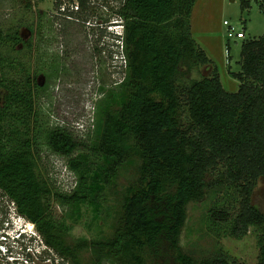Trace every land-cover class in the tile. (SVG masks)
<instances>
[{"label": "trees", "instance_id": "16d2710c", "mask_svg": "<svg viewBox=\"0 0 264 264\" xmlns=\"http://www.w3.org/2000/svg\"><path fill=\"white\" fill-rule=\"evenodd\" d=\"M78 1V10L69 11L71 20L89 7V0ZM196 1L123 0L117 11L124 29L116 41L122 39L127 57L125 77L104 103L101 134L92 149L114 163L109 167L112 177L126 165L135 164V174L114 227L92 240L68 241L69 225L52 211L56 187L41 176L37 159V80L30 63L4 53L6 46L15 50L20 43H32L20 30L5 32L0 27V93L5 91L0 101V191L63 263L101 264L110 257L118 264H161L169 256L168 264H196L181 246L188 206L221 191L203 224L218 237L237 239L253 228L257 264H264V210L254 202L264 180V34L242 38L241 69L231 72L239 87L227 91L211 57L191 33ZM57 2L59 9L61 0ZM241 7L250 8L251 0H241ZM260 7L264 11V0ZM204 67H212L210 75L187 83L182 79ZM82 140L55 128L48 143L72 156ZM68 164L80 173L78 187L72 193L57 192L56 197L75 207L98 199L97 191L109 175L81 157ZM91 249L99 252L91 263H84L81 254ZM200 264L232 262L219 253Z\"/></svg>", "mask_w": 264, "mask_h": 264}, {"label": "rangeland", "instance_id": "374dc122", "mask_svg": "<svg viewBox=\"0 0 264 264\" xmlns=\"http://www.w3.org/2000/svg\"><path fill=\"white\" fill-rule=\"evenodd\" d=\"M57 1L0 0V27L5 32L20 30L25 40L32 43V47L20 43L15 50L6 46L4 53L30 63L37 80V121L40 125L37 159L41 176L57 189L54 190L52 211L69 225L68 241L80 237L92 240L109 234L114 227L128 181L135 174V164L126 165L112 177L109 167L114 163L92 149L101 134L99 119L104 103L113 90L118 91L117 87L125 77L126 66L119 59L123 50L122 39L115 41L119 32L123 33L122 26L118 25L122 21H118L120 17L117 15L123 0H89L87 10L78 13L75 20L67 19L71 20L68 22L64 17L56 18L59 11ZM262 1L251 0V7L243 10L241 0H197L193 8L191 33L211 57L227 91L235 92L239 87V80L231 72L241 69L243 39L229 38L228 25L224 20L237 30L244 29L246 38H259L264 34ZM70 2L75 6L79 4L78 0ZM58 23H62L61 32ZM211 72L212 67H204L199 73L194 71L182 79L187 83L189 79L210 75ZM4 93H0V101ZM89 101L94 102L95 122L91 125L86 123L82 128L77 121H86L93 111L87 107ZM55 128H65L84 139L74 155L66 156L49 147L48 140ZM73 157H81L87 165H96L109 175L103 178L105 184L97 191L98 199L87 200L78 207L56 197L57 192L72 193L78 187L80 173H75L68 164ZM220 193L214 191L207 199L189 204L188 220L181 235L183 250L193 256L196 264L219 253L226 255L232 264H257L259 248L253 228L248 235L237 239L229 235L218 237L203 224L208 207ZM254 202L264 210V180L259 182ZM21 232L24 236L19 238ZM6 245L9 257L5 255ZM0 250V262L4 264H69L63 263L46 246L36 226L18 214L13 203L1 191ZM98 252L96 249L84 250L81 254L83 262L91 263ZM168 259L169 256L161 264H168ZM100 263L118 264L110 257L102 258ZM146 264L156 263L148 260Z\"/></svg>", "mask_w": 264, "mask_h": 264}, {"label": "built area", "instance_id": "2783aa9c", "mask_svg": "<svg viewBox=\"0 0 264 264\" xmlns=\"http://www.w3.org/2000/svg\"><path fill=\"white\" fill-rule=\"evenodd\" d=\"M78 5L79 4H77L75 6L74 4H72L70 2V0H61V6L59 8L58 15H60V16H62L64 18L72 19V15L69 13V11L71 12L73 10L74 11L78 10V8H79ZM224 23L226 25H228V36H229V38H245L246 37V34H245L244 30H237L233 25H230V22L228 20H224ZM58 24L61 27V23H58ZM119 33H121V32H119ZM118 41H121V40H118ZM120 44H122V47H123V42L120 43ZM119 59L123 60V62L125 63V66L127 65V57H126V54H124L123 50L121 52V55L119 56ZM89 102L90 103H88L87 107H89L93 111L90 112V114L88 116V119L86 121H84L83 119L80 122L77 121V125L78 126L80 125L82 128H84L86 126V123H87V125H91L93 122H95L96 109H95V106L92 107L94 102H92V101H89ZM21 233H23V232H21ZM21 233H19V237L20 238L22 236ZM4 248H5V250H4L5 251V255H7L9 257V254H8L9 249H8L7 245L4 246ZM1 256L2 255L0 254V259L2 258Z\"/></svg>", "mask_w": 264, "mask_h": 264}, {"label": "clouds", "instance_id": "9594fccd", "mask_svg": "<svg viewBox=\"0 0 264 264\" xmlns=\"http://www.w3.org/2000/svg\"><path fill=\"white\" fill-rule=\"evenodd\" d=\"M122 24H120V23H118V25H121L122 26V31H124V29H123V22H121ZM118 34V33H117ZM119 35H123V33L121 32V33H119Z\"/></svg>", "mask_w": 264, "mask_h": 264}]
</instances>
